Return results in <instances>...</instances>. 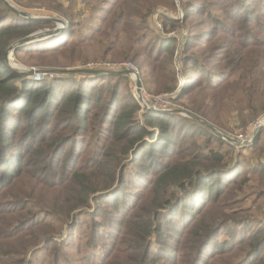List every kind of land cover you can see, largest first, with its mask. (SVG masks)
Wrapping results in <instances>:
<instances>
[{
	"label": "trees",
	"instance_id": "obj_1",
	"mask_svg": "<svg viewBox=\"0 0 264 264\" xmlns=\"http://www.w3.org/2000/svg\"><path fill=\"white\" fill-rule=\"evenodd\" d=\"M212 5L225 12L226 25L241 27L250 38L253 30L243 22L264 15V0H200L190 2L186 11L224 24ZM154 6L152 0H110L109 6L95 9L102 15L95 33L111 39L105 52L117 48L122 34L131 41L127 25L132 31L138 26L127 20H147ZM67 10L65 6L62 12ZM52 24L22 17L0 0V222L7 227L0 230V264H20L12 255L43 253L39 245L44 243H60L52 247L58 260L53 264L71 261L73 246L81 255L77 264H264V219H254L244 205L236 207L244 202L237 193L250 177L244 175L245 160H233V145L177 112L147 109L140 115L138 101L121 88L127 74L75 73L35 83L8 64L6 53L15 41ZM68 25L63 36L16 47L15 53L23 50L43 58L82 45L73 23ZM170 37L156 39L145 50L147 77L157 76L158 91L173 92L181 83L177 96L188 99V110L222 128L216 113L235 95V73L216 72L218 80L199 76L209 67L191 50L202 36L195 33L187 39L184 58L176 56V39ZM49 45L54 47L44 48ZM242 47V58L229 65L249 70L245 55L254 53L259 54L257 63L264 64V38ZM123 49V56L134 51L130 45ZM258 83L264 99V72ZM253 99L250 95L249 109ZM255 169L264 179L263 164ZM18 181L24 189L8 194ZM38 186L66 196L33 205ZM7 195L12 200H4ZM34 207H50L52 218L62 217L67 227L63 240L56 238L59 230L40 228ZM82 223L89 228L84 250L77 242ZM63 245L61 254L57 248Z\"/></svg>",
	"mask_w": 264,
	"mask_h": 264
},
{
	"label": "rangeland",
	"instance_id": "obj_2",
	"mask_svg": "<svg viewBox=\"0 0 264 264\" xmlns=\"http://www.w3.org/2000/svg\"><path fill=\"white\" fill-rule=\"evenodd\" d=\"M6 1L9 4L17 7L18 9L27 12L30 16H33L34 18L32 19H45L53 23L52 26L38 29L32 34L43 32V35H45L47 31L53 30L54 28L59 26L57 22L53 20L58 18L64 21L67 27H69L68 24H70L71 21L75 30L76 40L83 42L82 45L79 46L76 44H72L70 46L63 47L62 50L51 53L43 58H37L34 53H28L23 50L15 53V49H13L12 54L10 55L11 59L9 58L8 60L10 64H8L11 67H17L18 71L22 70L20 72L26 73L27 76L30 77L35 83L45 80H51L56 77L69 78V76H72L71 74L75 73H68L66 72V70L78 69L81 65L87 62H120L125 60L133 62L140 71L141 80L144 86V93L149 96L148 107L151 108L149 110L163 112L162 109H160V103L156 99H154V97L164 94H170L172 96L173 105L168 110H184L185 112L193 114L195 115V117L212 124L225 135H228L240 141L246 139L247 134H250L248 136L250 137L252 133L255 132L252 131L253 127L255 126L254 123L257 120L261 121L264 118V111H262V109L264 108V99L260 93V88L262 85L258 83V81L263 76L264 64L262 62L257 63L259 60V54L254 53L250 56L245 55V58L250 62L249 70L240 69L239 71H237L235 65H229V62L231 60H238V58H242V53L238 54L241 48H244L242 46L252 43L255 38H264V15L262 17L253 18L252 22H243L244 25L247 26V28L253 30V33L251 34L253 38H250L246 31L244 32L241 30V27H232L226 25L225 12L215 5H212L211 8L214 9L216 17L220 18V20L224 22V24L222 25H215L209 22L207 14L195 15V12L191 10L186 11L190 2H200V0H152L154 1L155 6L153 7L152 12L149 14L147 20L144 19L140 21L135 17L127 20L128 23L138 26V28L132 31L127 25L128 32L133 39L130 41L127 39L126 34H122L121 37L117 39V48L114 49L111 53H106L105 51L107 45L109 42L111 43V39L98 35L94 31L97 28V25L100 24L99 21L102 17V15L99 17L98 13H95L94 10H97V8L103 3L104 0ZM109 4L110 0H106V3L102 7H99V9L109 6ZM65 6L68 7V10L67 12H62ZM158 22L162 24L161 29L158 28ZM67 29H63V32H65ZM232 30H234L235 32L232 33ZM172 32H175V34L171 35L170 33ZM195 33L202 37L198 42L193 44L191 54H193L197 59L201 60L204 65H207L209 67V69H204L203 73H201V75L199 76L207 74L211 76L210 80H218L214 78V74H216V72L224 71L228 74L235 73V76L232 79L234 81L235 95L234 97H231L229 101L224 100L221 105L218 106V111L216 113L217 118L221 122L222 128L214 125L205 117L188 110L189 108L186 105L188 103V99H180L177 96L179 88L181 87V83L173 92L158 91L161 83L157 80V76L155 77V79L147 77V73L150 70V61L145 55V50L148 52L151 46L153 47L156 42H159V40L156 39L164 38L165 36L169 35L171 36L170 38H175L176 46L178 48V51H176V56H182V58H184V54H181L182 48L186 46L187 39H190V36ZM60 35H62V33L58 32L53 36H48L40 40L30 42L28 44H32L37 41H42L44 43L46 42V39ZM243 35H246L244 39ZM61 38L63 39V37H60L57 38V40L61 41ZM17 41H15L12 45H14ZM123 45H130L131 47H133L134 51L128 52L127 56H123ZM53 47L54 45H49L44 48ZM231 47L232 50L230 51ZM177 62H179V59L177 60ZM176 65L179 66L178 63ZM23 70H25V72ZM40 72H53L54 77L47 76L43 80H36L34 78V75ZM127 77L126 82L121 85V88L125 90L128 89L129 92H131L132 96L138 101L140 106L143 107V105L140 103V98L138 100L135 94L133 80L129 77L128 74ZM150 81L152 82V88H150ZM174 84L175 83H173V85L171 86H175ZM221 94L222 96L224 95V93ZM250 95L254 98L251 109L248 108ZM146 107L147 106H145V110H147ZM142 113L143 111L141 110L139 114L141 115ZM255 114H259L260 116L258 115L259 117H254ZM181 115H183V117H188L192 119V121L198 122L199 124H203L187 114ZM257 136L253 140L252 144L246 145L250 147L252 146V148L249 149L248 147L244 151H242L241 145L229 142L227 140L226 141L233 145V147L235 148V152L233 153V160H245L244 175L246 174L250 177L248 186L244 188L243 192L237 193L244 196L241 200L244 202L241 205H236V207L244 205L249 211V214L254 219L262 220L264 219V179L262 178V174L257 172L255 168L258 167V163L263 164L264 166V128L262 129L261 135H259L258 137ZM199 142H203V138H201ZM216 145L217 143L211 144L212 147H215ZM257 146L259 147V149L252 150ZM238 154H241V157ZM23 189V185L18 181L17 183L9 187L7 189V192L8 194L13 195L21 192ZM3 191L4 190H2V192ZM36 191L37 192L33 196V199L31 201L33 205L39 204L38 202L40 201H47L54 196H56L58 202H60L66 196L64 192L59 191H55V193H46L41 189V186H38ZM237 198L239 197H236V199ZM6 199L12 200L10 195H7V197L4 198V200ZM32 212L34 215H37L35 221L39 222L40 228L44 232H50V230H53L54 228L55 230H59L60 232L57 233L56 238H59V240H63L66 237L63 234L67 232V227L66 225L62 224V217L55 216V218H52V216L49 215L50 213H52L50 207H34L32 209ZM89 218L90 216H86L84 220L88 221ZM84 220L81 219L82 222H84ZM81 225H83L84 231H78L79 237L77 238V242L82 246V250H84V236H87L89 228L88 226H86V223H82ZM6 228L7 227L3 226L0 222V230L4 231L6 230ZM46 240L47 237H44V241ZM58 244L60 243H52L50 245L45 243L41 244L39 245V247L43 246V253L35 254L34 256L32 251L26 254L12 255V257L14 260L21 262L20 264H29L32 260H35L36 264H53L54 260H58L52 252V247ZM64 250H66L65 245H63V247L57 248V252H60L61 254ZM69 253L72 256L70 257L71 261H65L64 264H77L81 257L77 249L73 246L69 248ZM62 261L63 260L61 258L60 262Z\"/></svg>",
	"mask_w": 264,
	"mask_h": 264
},
{
	"label": "water",
	"instance_id": "obj_3",
	"mask_svg": "<svg viewBox=\"0 0 264 264\" xmlns=\"http://www.w3.org/2000/svg\"><path fill=\"white\" fill-rule=\"evenodd\" d=\"M5 2L15 11L17 12L20 16L28 18V19H32L34 18L33 16H30L27 12L22 11L20 9H18L17 7L13 6L12 4H9L6 0ZM54 21L57 22V24L59 26H57L56 28H54L53 30H49L45 33V35H43V32H38L35 34H31L29 36H26L24 38H22L21 40H18L14 45L10 46L7 53H6V60L9 63V58L10 55L12 54L13 49H15L16 47L28 44L30 42L36 41V40H40L42 38L48 37V36H53L55 34H57L58 32H63V25H65V22L62 21L61 19H53ZM10 64V63H9ZM14 69L18 70L17 67L12 66ZM22 71V70H20ZM25 72V70H23ZM29 72V71H28ZM66 72L68 73H81V74H89V75H103V74H113V73H123V74H130L131 71L130 70H100V69H74V70H66ZM137 86L140 89L142 86V80L141 77L138 78L137 80ZM147 109H151L148 106L146 107ZM163 112H177V113H181V114H187L193 118H195L196 120H198L199 122L203 123L204 125H206L208 128H210L213 132L217 133L219 136H221L223 139L232 142V143H236L238 145L241 146H246V145H250V143L246 142L245 140L240 141L238 139H234L228 135H225L223 132H221L220 130H218L216 127H214L212 124L203 121L200 118L195 117V115L193 114H189L188 112H185L184 110H180V109H174V110H162ZM264 128V124H260L258 126V128L255 130L254 135H253V140L255 139V137L262 131V129Z\"/></svg>",
	"mask_w": 264,
	"mask_h": 264
},
{
	"label": "built area",
	"instance_id": "obj_4",
	"mask_svg": "<svg viewBox=\"0 0 264 264\" xmlns=\"http://www.w3.org/2000/svg\"><path fill=\"white\" fill-rule=\"evenodd\" d=\"M158 28H162V24L160 22L157 23ZM64 29H67L68 27L65 25H63ZM171 35H174L175 32L170 33ZM80 69H104V70H130L131 73L129 74V77L133 80L134 82V90H135V94L139 100L140 98V103L143 105V107H141L142 111L145 110V106H148V99L149 96L147 94L144 93V86H143V82H142V86L139 89L137 86V80L139 77H141L140 75V71L138 70V67L131 61H120V62H103V61H94V62H87L83 65H81L79 67ZM50 72V71H49ZM54 77V73H45V72H40V73H36V75H34V78L36 80L38 79H44L45 77ZM154 99H156L159 103H160V109L162 110H168L172 105V96L170 94H164V95H160L157 97H154ZM147 109V108H146ZM260 120H258L257 122L254 123V127L252 129V131L254 132L257 127L262 124L261 122L259 123ZM258 125V126H257ZM251 131V132H252ZM253 134L248 137L250 134H247V138L244 139L246 142L252 144L253 143Z\"/></svg>",
	"mask_w": 264,
	"mask_h": 264
},
{
	"label": "bare ground",
	"instance_id": "obj_5",
	"mask_svg": "<svg viewBox=\"0 0 264 264\" xmlns=\"http://www.w3.org/2000/svg\"><path fill=\"white\" fill-rule=\"evenodd\" d=\"M11 59V58H10ZM261 123H264V118L260 121Z\"/></svg>",
	"mask_w": 264,
	"mask_h": 264
},
{
	"label": "crops",
	"instance_id": "obj_6",
	"mask_svg": "<svg viewBox=\"0 0 264 264\" xmlns=\"http://www.w3.org/2000/svg\"><path fill=\"white\" fill-rule=\"evenodd\" d=\"M63 33V32H62Z\"/></svg>",
	"mask_w": 264,
	"mask_h": 264
}]
</instances>
